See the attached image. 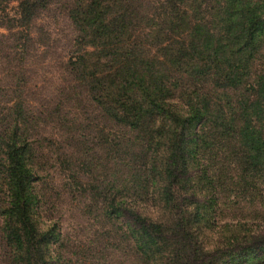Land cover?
Returning a JSON list of instances; mask_svg holds the SVG:
<instances>
[{"label": "trees", "instance_id": "trees-1", "mask_svg": "<svg viewBox=\"0 0 264 264\" xmlns=\"http://www.w3.org/2000/svg\"><path fill=\"white\" fill-rule=\"evenodd\" d=\"M61 1L0 0L4 263L66 264L47 210L60 163L68 196L139 264H264V0H74L65 69L87 124L63 114L68 93L40 110L28 88L35 22ZM47 124L80 157L53 153Z\"/></svg>", "mask_w": 264, "mask_h": 264}, {"label": "rangeland", "instance_id": "rangeland-1", "mask_svg": "<svg viewBox=\"0 0 264 264\" xmlns=\"http://www.w3.org/2000/svg\"><path fill=\"white\" fill-rule=\"evenodd\" d=\"M73 2L74 0H63L53 3L35 22L33 31L37 50L33 52L28 88L34 93L33 99L39 107L33 105L40 110L47 102H56L55 95L59 92L68 93L72 100L65 104L63 114L75 119L77 123L87 124L88 120L95 119L97 115L92 112L85 95L80 90H74L73 77L67 75L65 69L69 57L77 51V32L68 17V10ZM3 10L10 18L18 17L17 2H11ZM3 34H7V31L0 28V35ZM38 99L41 103L37 102ZM100 125L107 126L104 121ZM44 131H47L48 136L54 137L53 153L55 149H60L62 155L66 154L74 159L80 157L75 149L67 147L69 142L64 134L66 128L47 124ZM98 151L105 155L104 151ZM60 166L57 163V168L53 170L54 177L47 191L51 198L47 210L53 218L62 221L66 247L59 253L67 260L66 264H139L134 252L122 244L114 233L109 234L95 215L84 212L83 198L68 196L69 191L63 185L67 182L69 173L64 172ZM4 261L0 256V264H5Z\"/></svg>", "mask_w": 264, "mask_h": 264}]
</instances>
